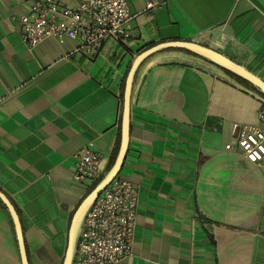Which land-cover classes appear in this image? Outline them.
I'll use <instances>...</instances> for the list:
<instances>
[{"label":"crops","instance_id":"1","mask_svg":"<svg viewBox=\"0 0 264 264\" xmlns=\"http://www.w3.org/2000/svg\"><path fill=\"white\" fill-rule=\"evenodd\" d=\"M127 1L132 37L90 61L72 39L26 46L13 17L27 0H0V190L20 216L28 264H62L71 218L112 164L138 52L192 40L264 80V0ZM235 77L181 50L138 68L116 176L137 186L136 217L118 264H264V167L224 148L238 126L260 123L264 95ZM80 150L99 154L94 180L74 177ZM0 264H21L1 206Z\"/></svg>","mask_w":264,"mask_h":264},{"label":"built area","instance_id":"2","mask_svg":"<svg viewBox=\"0 0 264 264\" xmlns=\"http://www.w3.org/2000/svg\"><path fill=\"white\" fill-rule=\"evenodd\" d=\"M127 0H27L28 10L13 17L24 44L32 47L44 39L75 40L76 53L96 59L107 41L123 42L132 37L136 14ZM157 3L148 2L154 11ZM260 123L238 126L228 151L264 167V107ZM77 180H94L99 172V154L80 150L75 154ZM137 186L115 177L86 211L78 231L71 264H118L130 253L135 226Z\"/></svg>","mask_w":264,"mask_h":264},{"label":"water","instance_id":"3","mask_svg":"<svg viewBox=\"0 0 264 264\" xmlns=\"http://www.w3.org/2000/svg\"><path fill=\"white\" fill-rule=\"evenodd\" d=\"M163 50H181L186 53L193 54L198 56L209 63L218 66L219 69H223L224 71L244 80L256 90H258L262 95H264V80L260 79L255 74L246 70L241 65L232 61L222 53L217 50L210 48L208 46L202 45L192 40H168L158 42L152 45L147 46L142 51L138 52L133 59L124 81V88L122 94V108L120 115V131H119V141L117 152L115 154L114 160L107 170V172L103 175V177L93 186V188L86 194V196L81 200L78 207L76 208L71 221L68 232V243L66 252L63 258L62 264H71L72 257L74 252V247L78 235V231L80 230L82 219L94 202V200L99 196L102 190L109 185V183L118 175L119 169H121L122 163L124 161V157L128 147L129 140V118H130V98L133 88V83L135 79V75L138 71L140 65L152 54L158 53ZM0 203L5 207L13 229L15 233V238L18 246V252L20 257L21 264H28L22 229L20 225V220L18 213L16 212L14 206L8 199V197L0 190Z\"/></svg>","mask_w":264,"mask_h":264},{"label":"trees","instance_id":"4","mask_svg":"<svg viewBox=\"0 0 264 264\" xmlns=\"http://www.w3.org/2000/svg\"><path fill=\"white\" fill-rule=\"evenodd\" d=\"M230 75H232V74H230ZM234 77H235V76H234ZM235 79L238 80L239 82H241L242 84H244L245 86H247V87H251V86H250L247 82H245L244 80H242V79H240V78H238V77H235ZM118 141H119V137H118V139H117L116 148H115V150H114V153L112 154L111 163L113 162L114 157H115V154H116V152H117ZM98 181H99V180L95 181V183L93 184V186H94ZM93 186H92V188H93ZM0 206L2 207V209H3L5 212H7L6 209H5V207H4L1 203H0Z\"/></svg>","mask_w":264,"mask_h":264}]
</instances>
